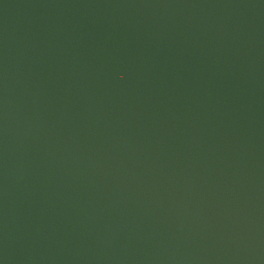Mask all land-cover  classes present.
<instances>
[{
	"label": "water",
	"instance_id": "water-1",
	"mask_svg": "<svg viewBox=\"0 0 264 264\" xmlns=\"http://www.w3.org/2000/svg\"><path fill=\"white\" fill-rule=\"evenodd\" d=\"M0 264H264V0H0Z\"/></svg>",
	"mask_w": 264,
	"mask_h": 264
}]
</instances>
